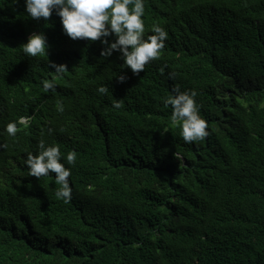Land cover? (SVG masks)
<instances>
[{
  "label": "trees",
  "instance_id": "trees-1",
  "mask_svg": "<svg viewBox=\"0 0 264 264\" xmlns=\"http://www.w3.org/2000/svg\"><path fill=\"white\" fill-rule=\"evenodd\" d=\"M144 20L168 37L135 75L0 0V264H264V0H145ZM34 32L47 53L28 57ZM174 87L198 92L203 140L171 120ZM41 140L77 153L68 202L28 174Z\"/></svg>",
  "mask_w": 264,
  "mask_h": 264
},
{
  "label": "clouds",
  "instance_id": "clouds-1",
  "mask_svg": "<svg viewBox=\"0 0 264 264\" xmlns=\"http://www.w3.org/2000/svg\"><path fill=\"white\" fill-rule=\"evenodd\" d=\"M25 11L32 19L43 18L48 21L55 13L59 16L64 33L73 40L83 39L89 42L99 40L104 45L100 52L102 57H110L118 52L123 60V67L130 68L132 73L139 75L145 66L159 59L164 48L168 32L163 26L154 25L150 35H146L145 0H24ZM114 37L113 39H109ZM47 37L42 32H34L22 51L28 57H38L47 53ZM56 73H62L64 64H52ZM175 79L174 74H169ZM120 82L126 80L125 75H119ZM43 90L48 92L56 89L53 80L42 82ZM105 94L108 88L100 86L97 90ZM164 103L172 108L171 120L180 123L182 138L185 143L203 140L208 133L207 121L200 114V105L195 89L181 91L179 87L172 89ZM113 107L120 108L115 102ZM58 111H64L62 102L58 103ZM25 119H23L24 121ZM9 136H15L18 128L15 122L7 125ZM165 131H167L165 129ZM2 147V146H0ZM37 154L28 153L24 161L28 174L40 179L42 176L54 174V180L59 188L55 195L64 202L71 199L72 188L70 176L72 167L77 161V153L72 150L62 160V153L56 145H46L43 140L38 145ZM66 164L72 167H66Z\"/></svg>",
  "mask_w": 264,
  "mask_h": 264
}]
</instances>
